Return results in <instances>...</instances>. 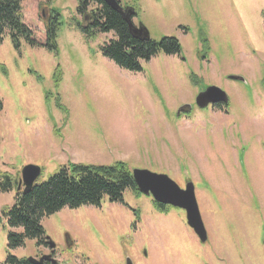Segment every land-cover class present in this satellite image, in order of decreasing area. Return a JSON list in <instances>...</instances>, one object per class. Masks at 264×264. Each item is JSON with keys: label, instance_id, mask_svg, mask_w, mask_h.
I'll return each mask as SVG.
<instances>
[{"label": "rangeland", "instance_id": "obj_1", "mask_svg": "<svg viewBox=\"0 0 264 264\" xmlns=\"http://www.w3.org/2000/svg\"><path fill=\"white\" fill-rule=\"evenodd\" d=\"M20 1L37 44L21 40L15 49L7 34L0 43V174L17 183L0 193V264L8 254H48L32 240L7 249L3 211L23 190L24 166L40 169L38 184L70 163L116 162L165 175L181 189L191 184L206 240L183 210H160L151 195L126 190L122 204L105 197L99 207H65L42 219L57 264H124L125 257L132 264H264V0H118L151 40L173 37L181 46L136 73L102 55L113 33L81 32L95 5L83 17L78 0ZM50 12L60 16L55 51L45 47ZM210 86L226 94V106H195ZM186 105L191 111L183 113Z\"/></svg>", "mask_w": 264, "mask_h": 264}, {"label": "trees", "instance_id": "obj_2", "mask_svg": "<svg viewBox=\"0 0 264 264\" xmlns=\"http://www.w3.org/2000/svg\"><path fill=\"white\" fill-rule=\"evenodd\" d=\"M78 3L76 12L83 17L86 15L85 11L92 4L95 5L88 26L81 27V32L90 38L98 34L113 33L114 38L101 47V53L124 71L140 72L141 63L149 61L158 53L165 56L180 53L181 46L176 38L163 37L159 41L135 38L123 15L99 0H78ZM128 10L130 19H133L136 14L133 10ZM20 11V0H0V43L7 34L15 49L19 48L21 40L30 46L37 44L31 37L30 29L22 23ZM50 13L48 22L45 23V47L55 51L60 16L57 12ZM202 41L203 44L206 43V40ZM60 76V69L57 67L53 76L56 85ZM214 106L220 108L221 104ZM16 186L13 178L6 173L0 174V193H8ZM126 190L138 194L131 171L123 162L112 165L70 163L61 167L47 181L35 183L27 192L16 193L13 205L3 211V217L10 229L7 235L8 251L23 246L26 240L35 241L36 246L45 244V232L41 225L43 218L65 207L71 210L82 206L99 207L105 197L110 203L122 204ZM155 206L160 210L167 208L158 203H155ZM13 229H20V232H14ZM4 264L32 263L8 254Z\"/></svg>", "mask_w": 264, "mask_h": 264}, {"label": "water", "instance_id": "obj_3", "mask_svg": "<svg viewBox=\"0 0 264 264\" xmlns=\"http://www.w3.org/2000/svg\"><path fill=\"white\" fill-rule=\"evenodd\" d=\"M111 9L118 11L123 15L125 21L128 24L130 32L135 38L147 39L148 33L142 26L135 27L129 17L130 10H124L117 0H99ZM229 79L238 80V77L230 76ZM226 94L218 87L210 86L201 91L194 98V104L196 107L202 109L207 106H214L217 104H226ZM190 108L189 105H186ZM182 111V109H181ZM132 178L135 182L137 190L143 195H151L154 202L171 206L173 208L181 209L185 212V219L187 226L193 231L196 237L204 242L206 240V231L199 213L196 197L193 186L187 184L184 189H181L173 180L162 174H155L147 170L134 169L132 172ZM40 175V169L33 165H26L21 170L20 185L23 186V192L29 191L35 181ZM49 241V249L54 247V244ZM145 254V253H144ZM51 260L50 255L43 256L39 260L29 258L28 261L32 264H40L42 261ZM53 263L54 261L51 260ZM125 264H132L129 258L125 260Z\"/></svg>", "mask_w": 264, "mask_h": 264}, {"label": "flooded vegetation", "instance_id": "obj_4", "mask_svg": "<svg viewBox=\"0 0 264 264\" xmlns=\"http://www.w3.org/2000/svg\"><path fill=\"white\" fill-rule=\"evenodd\" d=\"M87 15V14H86ZM86 15L84 16V17H86ZM89 18H91L92 17V15H91V13L89 14V16H88ZM214 107H216V106H214ZM182 111H183V113H186V112H189V111H191V107L190 108H188L187 106H184V107H182ZM46 238V237H45ZM41 246H44V247H47L48 248V254H41L40 256H38V259L37 260H39L41 257H43V256H48V255H50V258H51V260H53L54 262L52 263L51 262V260H47V261H42L40 264H57V262H56V260L54 259V256H55V245H54V247L52 248V249H49V241L47 240V238L45 239V244H41L40 246H36V247H41ZM127 259V257H125V260ZM28 260V259H27ZM125 260H124V264H125Z\"/></svg>", "mask_w": 264, "mask_h": 264}]
</instances>
